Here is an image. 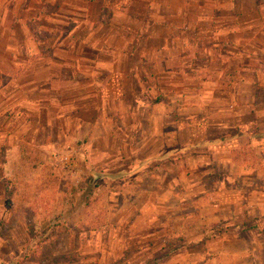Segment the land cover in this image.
<instances>
[{
    "label": "rangeland",
    "instance_id": "374dc122",
    "mask_svg": "<svg viewBox=\"0 0 264 264\" xmlns=\"http://www.w3.org/2000/svg\"><path fill=\"white\" fill-rule=\"evenodd\" d=\"M235 6L240 56L206 21L202 53L100 114L20 94L54 49L10 66L0 35V264H264V0Z\"/></svg>",
    "mask_w": 264,
    "mask_h": 264
},
{
    "label": "crops",
    "instance_id": "0c3cea01",
    "mask_svg": "<svg viewBox=\"0 0 264 264\" xmlns=\"http://www.w3.org/2000/svg\"><path fill=\"white\" fill-rule=\"evenodd\" d=\"M0 7V35L10 42L3 51L12 54L8 65L54 49L55 58L37 57L34 73L18 79L19 93L34 83L30 90L39 98L37 107L46 102L42 107L54 109V115L89 108L100 114L122 101L128 82L130 91L139 93L140 83L169 73L173 60L188 57L187 48L204 51L198 36L206 21L221 19L223 24L208 34L226 39L220 48L242 54H235L241 29L226 21L240 17L235 0H0ZM40 34L51 41L45 45ZM146 65L148 73L142 71Z\"/></svg>",
    "mask_w": 264,
    "mask_h": 264
},
{
    "label": "trees",
    "instance_id": "16d2710c",
    "mask_svg": "<svg viewBox=\"0 0 264 264\" xmlns=\"http://www.w3.org/2000/svg\"><path fill=\"white\" fill-rule=\"evenodd\" d=\"M262 231L264 232V229Z\"/></svg>",
    "mask_w": 264,
    "mask_h": 264
}]
</instances>
